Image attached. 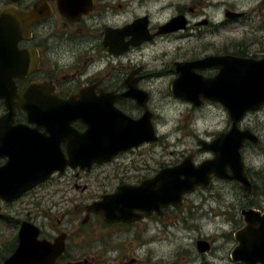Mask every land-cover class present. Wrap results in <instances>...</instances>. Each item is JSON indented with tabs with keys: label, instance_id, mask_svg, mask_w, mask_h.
Returning <instances> with one entry per match:
<instances>
[{
	"label": "flooded vegetation",
	"instance_id": "af4514ba",
	"mask_svg": "<svg viewBox=\"0 0 264 264\" xmlns=\"http://www.w3.org/2000/svg\"><path fill=\"white\" fill-rule=\"evenodd\" d=\"M212 3L0 0V19L6 16L26 21L21 29L0 28V67H17L7 74L0 71V264L19 248L24 225L38 231L36 239L27 238V249L35 248L49 258L54 255L55 243L62 242L63 252L54 264H135L126 252H134L128 248L133 244L147 247L145 261L151 264L152 244L166 242L171 236L169 229L194 223L199 211L197 201L205 204L207 199L189 197L210 188H196L183 197L179 207L171 205L148 213L135 210L132 222L109 224L102 215L88 213V208L119 189L140 187L190 156L195 166L213 158L209 151L202 150L203 146L228 130L216 137L196 136L195 149L183 153L186 157L180 162L168 164L161 155L154 157L156 148L166 149V137L160 133L167 126L193 132L195 118L221 107L206 100L194 105L176 98L173 85L180 72L186 75L187 83L192 82L188 68H177L178 64L222 57L264 60V34L256 40L245 37L238 44H232L231 38L215 43L220 32L249 16L224 4L223 19L217 21L215 12L220 5ZM231 14L241 16L232 18ZM168 26L170 31L165 32ZM261 31L264 26L252 30V36ZM8 41L15 42L19 54L4 62ZM17 72L19 75H15ZM217 73L215 69L192 72L205 79ZM66 104L70 107L65 108ZM179 110L188 120L193 118L188 128L167 119L169 111ZM132 123H137L141 131L149 133L151 129L153 137L148 134L143 143L113 154L109 147L131 138L133 126L128 125ZM239 129L258 140L256 145L245 142L241 155L246 147L264 151V106L245 114ZM94 154L105 161L96 163ZM198 155L202 156L199 161ZM41 160L52 163L53 168L43 182L39 176ZM245 170L253 184L251 170L246 165ZM215 181L235 183L212 179L211 185ZM243 193L246 209L252 194ZM93 229L97 238L87 240L84 235L88 237ZM5 230H11L10 235ZM129 230L132 242L126 243L125 232ZM74 236L83 241L81 251L77 247L71 251ZM35 240L44 246H38ZM199 242L206 243L209 251L200 254ZM95 243L100 244L102 252H95ZM194 244L200 256L213 252L210 239L199 237Z\"/></svg>",
	"mask_w": 264,
	"mask_h": 264
},
{
	"label": "water",
	"instance_id": "95a60500",
	"mask_svg": "<svg viewBox=\"0 0 264 264\" xmlns=\"http://www.w3.org/2000/svg\"><path fill=\"white\" fill-rule=\"evenodd\" d=\"M240 16L231 14L230 17ZM25 23L26 21L8 19L3 16V19H0V28L21 29ZM164 31H170V27L168 26ZM6 48L3 52L6 53L4 62H10L19 53L14 41H8ZM181 67L188 68L192 82L187 83L186 75H181L180 72L179 79L173 85L175 97L194 105H198L201 100L218 104L227 112L231 122L227 132L220 134L212 143L203 146L202 150L209 151L213 154V158L195 166L190 156L179 166L161 171L154 179L142 183L140 187L122 188L115 195L103 197L100 202L88 208V213L102 215L103 220L109 224L132 222L135 210L148 213L171 205L179 207L183 197L193 193L196 188L208 190L212 179L235 182L247 196L252 194L254 186L245 170L241 149L245 142L256 145L258 140L249 131L240 130L239 125L245 114L257 112L264 106V60L253 61L234 57L207 58L192 64L177 65V68ZM15 69L17 67H0V71L6 74ZM211 69L218 71L217 75L211 79L192 74L195 70ZM15 75H19V72ZM179 87L182 91L177 92ZM69 107V104L65 105V108ZM129 127H132L131 138L127 142H121L120 145L109 147L113 154L136 147L139 143H143L148 134L153 137L151 129L149 133L141 131L137 128V123L129 124ZM76 156L79 157L78 154ZM94 157L96 163L105 161L101 155L94 154ZM51 166L52 163L47 161L39 162L40 182L45 181L51 174L53 171ZM56 167L57 165L55 169ZM12 199L14 198L7 200ZM241 217L243 227L234 234L236 246L230 254V260L235 264H264V213L247 207L241 212ZM19 237V248L5 264H54L63 252L61 241L55 243L54 255L49 258L35 248L27 249L29 245L27 238L32 237L34 240L38 237L36 228L28 229L24 225ZM34 242L38 246L45 244L38 243L36 240ZM208 248L206 243H197L200 254L208 252Z\"/></svg>",
	"mask_w": 264,
	"mask_h": 264
},
{
	"label": "rangeland",
	"instance_id": "374dc122",
	"mask_svg": "<svg viewBox=\"0 0 264 264\" xmlns=\"http://www.w3.org/2000/svg\"><path fill=\"white\" fill-rule=\"evenodd\" d=\"M213 5L219 6V11H216V20H220L223 14V5H230L236 10L245 12L248 14L249 19H242L240 22L232 23L229 30L220 32V35L216 36L215 43L220 44L221 40L231 38L232 44H238L242 39L247 37L250 40L260 39L263 31L260 35L252 36V30H259L261 26H264L262 22L264 19V0H211ZM261 9V14L259 13ZM247 32V35L245 34ZM169 121L176 120L178 123L188 128L187 125L191 122V119H187V114H183V110L178 112L169 111L167 114ZM252 120H256L254 117ZM195 122L192 127V131L175 130L173 127L167 126L162 130L160 134L166 137V149L165 146L156 148V156L161 157L168 164L180 162L183 158L182 154L191 152L196 146V136H214L219 133L225 132L230 129V122L227 113L221 107H215L209 115L198 116L193 120ZM196 134V135H195ZM242 157L245 162L246 168L251 170L250 174L253 178V184L255 186L254 194L251 195V204L257 206L260 211H264V174H261V170L264 171V151L257 150L256 148L246 147L242 150ZM202 158L198 155L197 160ZM200 195L198 199H207L206 203L197 201L199 211L195 214L194 223H191L189 227H180L177 229H169L171 236L166 242H160L151 245V264H232L230 261V252L233 250L234 234L243 226L241 211L246 207V200L244 199V193L239 189V185L236 183L215 181L212 183L209 192L197 193L190 196V199H195ZM248 205V202H247ZM251 207V206H250ZM252 208V207H251ZM255 208V207H253ZM1 232V231H0ZM7 235H10L11 230H5ZM97 230L94 229L88 232L87 240L97 238L95 235ZM132 234L129 231L125 232L126 243L132 242ZM164 240L167 239L165 235L160 236ZM207 238L212 242V254L200 256L195 248V240L197 238ZM85 240V239H84ZM81 241L79 236L72 237L70 241L71 251L77 247L78 251H81ZM97 245V246H96ZM99 243H95V252L100 251ZM124 246L127 248L126 244ZM133 249V253L129 250V258L136 260L135 264H146L145 257L147 256V247L138 248V244H133L128 247ZM76 250V251H77ZM74 253H77V252ZM204 258V260H203ZM130 261H128L129 263ZM97 264V263H95Z\"/></svg>",
	"mask_w": 264,
	"mask_h": 264
},
{
	"label": "trees",
	"instance_id": "16d2710c",
	"mask_svg": "<svg viewBox=\"0 0 264 264\" xmlns=\"http://www.w3.org/2000/svg\"><path fill=\"white\" fill-rule=\"evenodd\" d=\"M254 190H255V188H254ZM253 194H254V192H253ZM253 194H252V195H253ZM251 203H252L251 200H248V204H250V206H251L252 208L255 207L254 209L260 210L259 208H257V206H255L254 204L252 205Z\"/></svg>",
	"mask_w": 264,
	"mask_h": 264
}]
</instances>
